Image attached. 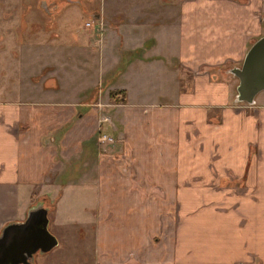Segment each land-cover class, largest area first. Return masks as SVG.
I'll return each instance as SVG.
<instances>
[{"label": "crops", "instance_id": "obj_1", "mask_svg": "<svg viewBox=\"0 0 264 264\" xmlns=\"http://www.w3.org/2000/svg\"><path fill=\"white\" fill-rule=\"evenodd\" d=\"M130 2L99 37L75 35L100 67L69 96L0 97V232L35 192L82 187L95 264H264V95L236 102L229 72L264 35V0Z\"/></svg>", "mask_w": 264, "mask_h": 264}, {"label": "rangeland", "instance_id": "obj_2", "mask_svg": "<svg viewBox=\"0 0 264 264\" xmlns=\"http://www.w3.org/2000/svg\"><path fill=\"white\" fill-rule=\"evenodd\" d=\"M130 1L0 0V97L36 101L69 96L75 84L81 85L80 78L87 72L95 74L100 67L98 47L92 52L73 49L75 35L91 33L99 37L103 12L105 17L114 20L132 17L133 8L123 6L122 12L119 6ZM85 42L86 39L77 44ZM50 70V74L59 76V82L56 91L46 93L42 88ZM261 92L264 95V90ZM79 97L88 98L84 89ZM105 132L110 134L109 130ZM114 143L112 136L108 144ZM62 191L58 189L52 195L38 197L35 192L30 200V207L40 201L48 209L49 228L59 240L57 247L38 255L36 261L38 264H95L96 193L82 187H69L63 196Z\"/></svg>", "mask_w": 264, "mask_h": 264}, {"label": "water", "instance_id": "obj_3", "mask_svg": "<svg viewBox=\"0 0 264 264\" xmlns=\"http://www.w3.org/2000/svg\"><path fill=\"white\" fill-rule=\"evenodd\" d=\"M229 72L238 80L235 101L252 104L256 94L264 90V35L251 44L241 65ZM48 222V209L35 204L23 220L5 224L0 232V264H35L34 253L57 246L58 239Z\"/></svg>", "mask_w": 264, "mask_h": 264}, {"label": "trees", "instance_id": "obj_4", "mask_svg": "<svg viewBox=\"0 0 264 264\" xmlns=\"http://www.w3.org/2000/svg\"><path fill=\"white\" fill-rule=\"evenodd\" d=\"M109 97L114 101V102H125L126 101V96L125 92L122 89H113L109 91ZM100 132L98 133L99 136Z\"/></svg>", "mask_w": 264, "mask_h": 264}, {"label": "flooded vegetation", "instance_id": "obj_5", "mask_svg": "<svg viewBox=\"0 0 264 264\" xmlns=\"http://www.w3.org/2000/svg\"><path fill=\"white\" fill-rule=\"evenodd\" d=\"M48 1V3H59L61 0H46V2ZM37 205H39V206H43L42 205V203H40V201L39 202H37ZM34 206V205H33ZM32 206V207H33ZM29 208H31V207H29ZM26 215H27V213H26ZM26 217V216H25ZM24 217V218H25ZM48 219H49V216H48ZM49 225H50V219H49V222H48V228H49ZM49 230H50V228H49ZM51 231V230H50ZM53 233V232H52ZM54 234V233H53ZM55 235V234H54ZM56 236V235H55ZM57 237V236H56ZM58 239V238H57ZM58 244H59V240H58ZM58 246V245H57ZM57 246H55V247H57ZM54 247V248H55ZM53 248V249H54ZM52 250V249H51ZM44 253H46V252H43V253H41V252H39V251H37L36 253H34V255H33V258H32V260L34 261V263L35 264H38V262L36 261V258H37V256L38 255H41V254H44Z\"/></svg>", "mask_w": 264, "mask_h": 264}, {"label": "built area", "instance_id": "obj_6", "mask_svg": "<svg viewBox=\"0 0 264 264\" xmlns=\"http://www.w3.org/2000/svg\"><path fill=\"white\" fill-rule=\"evenodd\" d=\"M88 24H90V22ZM98 140L100 142L108 143L112 141V137L110 135H107L106 133H100L98 136Z\"/></svg>", "mask_w": 264, "mask_h": 264}]
</instances>
